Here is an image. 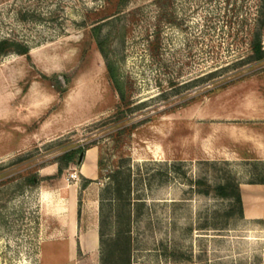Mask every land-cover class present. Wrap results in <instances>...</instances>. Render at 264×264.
Wrapping results in <instances>:
<instances>
[{"label": "rangeland", "instance_id": "rangeland-1", "mask_svg": "<svg viewBox=\"0 0 264 264\" xmlns=\"http://www.w3.org/2000/svg\"><path fill=\"white\" fill-rule=\"evenodd\" d=\"M261 13L260 0H0V40L29 48L0 56V264H102L68 243L75 212L84 229L90 147L98 226L109 239L128 202L132 264H264V216L215 192L264 181V58H249L253 39L264 49ZM71 151L76 166L57 174Z\"/></svg>", "mask_w": 264, "mask_h": 264}, {"label": "trees", "instance_id": "trees-1", "mask_svg": "<svg viewBox=\"0 0 264 264\" xmlns=\"http://www.w3.org/2000/svg\"><path fill=\"white\" fill-rule=\"evenodd\" d=\"M121 4L126 3L128 0H119ZM264 8V0H260V16H262V9ZM264 16V15H263ZM100 24L94 25L92 27V35L95 40L97 49L99 53L102 55L105 63V68L107 71L108 78L116 91L120 106H125L128 109L129 103L127 101V97L125 96V91L123 88V83L118 75V70L115 63L108 57L106 51L107 37L100 36ZM252 54L250 55V59L254 61H261L264 58V49L261 45V42L255 38L251 42ZM15 53L18 55L27 54L29 52V48L26 45H21L17 42H14L10 39L3 38L0 40V56L7 55L8 53ZM211 75H209L210 77ZM128 110H131L130 108ZM74 152H67L63 156V158H69V163L61 164V160H55L57 163V174H61L64 169L74 168L76 166V162L71 161L70 156L73 155ZM119 173V172H118ZM124 182H119L116 177L113 178L114 188H113V196L117 200V203H123L125 194L129 193L130 188V175L127 173L123 180ZM38 178L32 174L25 177V184L27 185H36L38 183ZM90 180L84 179V184L82 188L85 187ZM254 184H264V181L252 182ZM229 190V191H228ZM215 192L217 196L221 198H227L231 202L235 203L238 208L239 215L243 216V206L240 195L239 185H233L230 183H226L225 185H218L215 188ZM123 207V212H126L123 216L117 215V223L115 225V231L109 239H104L102 226L103 219H100L99 222V250L101 253V261L102 264H132V245H131V231L129 226V218H130V209L128 202L125 204H121ZM125 220V222H124Z\"/></svg>", "mask_w": 264, "mask_h": 264}, {"label": "crops", "instance_id": "crops-1", "mask_svg": "<svg viewBox=\"0 0 264 264\" xmlns=\"http://www.w3.org/2000/svg\"><path fill=\"white\" fill-rule=\"evenodd\" d=\"M90 152V155L88 156ZM259 156L264 160V151H259ZM87 164V174L82 173L83 166ZM78 173L90 180V182L82 189V214L84 218V229L78 236L76 212L73 216L75 220L74 234L68 239L70 250L77 251V245L80 252L87 254L98 250L99 248V226L97 218L98 202H99V186L96 183L98 179L97 169V151L95 147L87 148L83 158L78 164ZM240 195L243 206V215L247 219H259L264 216V184L246 183L240 184ZM263 196V197H262ZM248 213V215H247ZM82 224V225H83ZM75 236H78L76 239ZM78 243V244H77ZM71 245H73L71 247ZM72 248V249H71ZM73 252V253H74ZM72 253V252H71Z\"/></svg>", "mask_w": 264, "mask_h": 264}, {"label": "bare ground", "instance_id": "bare-ground-1", "mask_svg": "<svg viewBox=\"0 0 264 264\" xmlns=\"http://www.w3.org/2000/svg\"><path fill=\"white\" fill-rule=\"evenodd\" d=\"M90 155V152H89V154H88V156ZM82 173H84V174H87V164H85L84 166H83V168H82ZM263 197V196H262ZM264 198V197H263ZM264 205H262V207H263ZM247 215H248V213H247Z\"/></svg>", "mask_w": 264, "mask_h": 264}, {"label": "built area", "instance_id": "built-area-1", "mask_svg": "<svg viewBox=\"0 0 264 264\" xmlns=\"http://www.w3.org/2000/svg\"><path fill=\"white\" fill-rule=\"evenodd\" d=\"M70 177L77 178L76 173L71 172Z\"/></svg>", "mask_w": 264, "mask_h": 264}, {"label": "water", "instance_id": "water-1", "mask_svg": "<svg viewBox=\"0 0 264 264\" xmlns=\"http://www.w3.org/2000/svg\"><path fill=\"white\" fill-rule=\"evenodd\" d=\"M79 163H80V161H79Z\"/></svg>", "mask_w": 264, "mask_h": 264}]
</instances>
